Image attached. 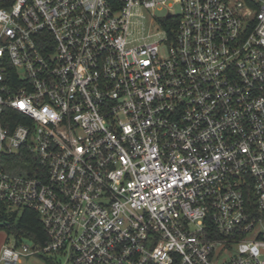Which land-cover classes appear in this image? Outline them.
<instances>
[{
	"label": "built area",
	"instance_id": "1",
	"mask_svg": "<svg viewBox=\"0 0 264 264\" xmlns=\"http://www.w3.org/2000/svg\"><path fill=\"white\" fill-rule=\"evenodd\" d=\"M3 2L0 264H264V0Z\"/></svg>",
	"mask_w": 264,
	"mask_h": 264
},
{
	"label": "trees",
	"instance_id": "2",
	"mask_svg": "<svg viewBox=\"0 0 264 264\" xmlns=\"http://www.w3.org/2000/svg\"><path fill=\"white\" fill-rule=\"evenodd\" d=\"M7 5L8 2H3V0H0V6ZM16 159L21 160L19 158ZM21 173L30 174L31 172L23 173L22 171ZM0 227L5 228L8 233H14L15 236L19 239L23 236H26L34 240L36 239L41 243L46 240V235L42 229L39 215L35 211L30 209L22 210L18 217H11L7 223H0Z\"/></svg>",
	"mask_w": 264,
	"mask_h": 264
},
{
	"label": "rangeland",
	"instance_id": "3",
	"mask_svg": "<svg viewBox=\"0 0 264 264\" xmlns=\"http://www.w3.org/2000/svg\"><path fill=\"white\" fill-rule=\"evenodd\" d=\"M161 13H164V12H158V14H161ZM157 29H158V26L154 24L149 25L147 20L143 24L138 23V24H135L133 27V30L136 34L142 33V32L146 33L148 31L152 32V31H156ZM161 48H162V51H164V47H161ZM12 241H13V236L11 235V233H8L5 228L0 227V252H1L3 244L7 242H12ZM63 260H64V256H61V255L56 256L57 264H62ZM23 261L29 264H46L43 259H40L34 256L25 257L23 258Z\"/></svg>",
	"mask_w": 264,
	"mask_h": 264
},
{
	"label": "water",
	"instance_id": "4",
	"mask_svg": "<svg viewBox=\"0 0 264 264\" xmlns=\"http://www.w3.org/2000/svg\"><path fill=\"white\" fill-rule=\"evenodd\" d=\"M27 242H28V243H30V241H29V240H28Z\"/></svg>",
	"mask_w": 264,
	"mask_h": 264
}]
</instances>
